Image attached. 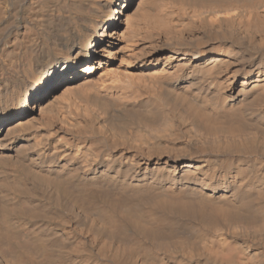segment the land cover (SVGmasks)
Wrapping results in <instances>:
<instances>
[{
    "label": "bare ground",
    "instance_id": "obj_1",
    "mask_svg": "<svg viewBox=\"0 0 264 264\" xmlns=\"http://www.w3.org/2000/svg\"><path fill=\"white\" fill-rule=\"evenodd\" d=\"M0 264H264V0H0Z\"/></svg>",
    "mask_w": 264,
    "mask_h": 264
},
{
    "label": "rangeland",
    "instance_id": "obj_2",
    "mask_svg": "<svg viewBox=\"0 0 264 264\" xmlns=\"http://www.w3.org/2000/svg\"><path fill=\"white\" fill-rule=\"evenodd\" d=\"M123 25H124V23H123ZM118 62H119V60L116 61L115 66L117 65Z\"/></svg>",
    "mask_w": 264,
    "mask_h": 264
}]
</instances>
